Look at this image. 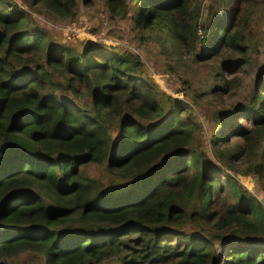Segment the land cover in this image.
I'll use <instances>...</instances> for the list:
<instances>
[{"label": "trees", "instance_id": "16d2710c", "mask_svg": "<svg viewBox=\"0 0 264 264\" xmlns=\"http://www.w3.org/2000/svg\"><path fill=\"white\" fill-rule=\"evenodd\" d=\"M38 2L53 19L78 12V0ZM241 4L209 0L203 15L205 0H105L112 21L133 11L184 95L208 103L213 160L191 107L139 55L57 43L0 0V264L23 252L42 264H264V207L231 174H254L264 192V75L225 101L258 56Z\"/></svg>", "mask_w": 264, "mask_h": 264}, {"label": "rangeland", "instance_id": "374dc122", "mask_svg": "<svg viewBox=\"0 0 264 264\" xmlns=\"http://www.w3.org/2000/svg\"><path fill=\"white\" fill-rule=\"evenodd\" d=\"M8 3L16 5L18 8L26 11L30 17V21L47 29L50 37L57 43H66L77 48L87 47V43L98 45L99 47L111 52H132L139 55L144 65V73H146L161 89L166 93L176 97L183 102H187L192 109L193 116L197 119L201 126V140L200 143L204 149L213 158V150L210 139L212 132H214L213 125L210 121V114L212 110L206 102H192L189 100L182 90L185 85L182 84L181 79H177L173 73L166 72V59L160 52L159 46L154 42H148L140 38L138 29L134 22V12L131 11L126 19L110 20L108 9L105 5V0H78V12L73 20L69 19H53L41 4L36 0L34 3L31 0H4ZM135 0H128L131 4ZM209 0H205V7L203 15L206 13V8ZM240 9L247 10L251 14L249 26L252 29V35L258 41V56L254 58L252 68H246L243 74L239 73L243 79L242 87L232 97L225 98L226 102L244 100L252 89L258 75H264V0H243ZM199 51V46L197 48ZM189 80H197V78L186 75ZM58 91V90H57ZM69 102L83 104L85 99H78L72 97L66 92ZM208 102V99H205ZM81 104V105H82ZM241 140L233 137L232 143H240ZM222 148L230 147L227 143H221ZM259 158V157H258ZM258 158L256 160H258ZM252 159L250 156H244L241 160L235 161L237 171L244 169L246 162ZM216 161V160H215ZM218 162V161H216ZM219 164V163H218ZM89 172L102 179L104 182L113 181L114 178L109 179L105 173L103 165L89 166ZM241 173V172H240ZM232 172V175L254 195L264 207V192L261 189V184L254 174H240ZM122 183H127L122 181ZM187 231L197 234L192 226L187 227ZM199 235H202L200 232ZM213 249L217 253H221L223 242L220 240L211 241ZM7 264H42V258L39 254L33 252H23L16 256L4 259Z\"/></svg>", "mask_w": 264, "mask_h": 264}]
</instances>
